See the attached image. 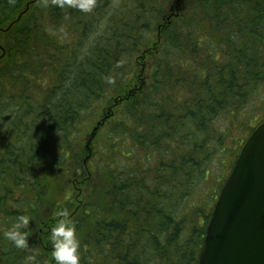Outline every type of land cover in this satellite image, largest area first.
I'll return each mask as SVG.
<instances>
[{"label": "trees", "instance_id": "1", "mask_svg": "<svg viewBox=\"0 0 264 264\" xmlns=\"http://www.w3.org/2000/svg\"><path fill=\"white\" fill-rule=\"evenodd\" d=\"M43 3L0 0V264H55L37 236L61 209L80 264H198L264 120V0ZM55 186L71 192L37 220ZM22 214L24 249L3 236Z\"/></svg>", "mask_w": 264, "mask_h": 264}, {"label": "water", "instance_id": "2", "mask_svg": "<svg viewBox=\"0 0 264 264\" xmlns=\"http://www.w3.org/2000/svg\"><path fill=\"white\" fill-rule=\"evenodd\" d=\"M198 264H264V120L243 142L219 192Z\"/></svg>", "mask_w": 264, "mask_h": 264}, {"label": "clouds", "instance_id": "3", "mask_svg": "<svg viewBox=\"0 0 264 264\" xmlns=\"http://www.w3.org/2000/svg\"><path fill=\"white\" fill-rule=\"evenodd\" d=\"M51 3L62 9L75 8L85 13H91L95 8L96 0H51ZM42 6L48 7V0H44ZM119 66L117 64V67ZM107 82H113L111 77L108 78ZM55 215L58 219L51 227L50 232L52 257L55 264H80V241L77 237L75 221L70 218L67 209H61ZM29 223L30 217L28 215H18L11 224V227L3 232V236L16 248H27L28 233L22 230L28 228Z\"/></svg>", "mask_w": 264, "mask_h": 264}, {"label": "rangeland", "instance_id": "4", "mask_svg": "<svg viewBox=\"0 0 264 264\" xmlns=\"http://www.w3.org/2000/svg\"><path fill=\"white\" fill-rule=\"evenodd\" d=\"M262 118H264V114H262ZM88 136H86L85 138H87ZM86 148H87V153H88V150H89V142H86ZM63 179H66V178H63ZM88 179H89V177H88ZM87 185V184H86ZM49 188H47V191H48V195H47V199L46 200H44V206L42 205V208H41V210L38 212V215H37V220H44V219H49V217H51L52 215H48V213H50L49 212V208L52 210V206H51V204H52V202L56 199L57 201H59V199H63V198H65L66 196H67V194H69L70 192H71V189H66L65 191L64 190H62V189H60L59 187H56L55 186V188H50L49 190H48ZM77 199H78V201L79 200H82L83 199V197H81V195H78V197H77ZM53 214V213H52ZM74 218H79V219H82L83 217H82V215L80 214V213H77L76 215H75V217ZM41 222V221H40ZM40 230V229H39ZM44 230H46V233L43 235V236H37V238H38V240H40V242L41 241H44V243H46V240H45V238L48 236L47 234H48V232H50V228H47V229H44ZM42 233H43V230H40V232H39V235H42ZM82 236H84V232H78L77 233V237H78V239L80 238V240L82 239ZM35 237H36V235H35ZM32 239H34L33 238V235H32ZM30 240H31V237H30ZM35 241V240H34ZM52 248V247H51Z\"/></svg>", "mask_w": 264, "mask_h": 264}]
</instances>
